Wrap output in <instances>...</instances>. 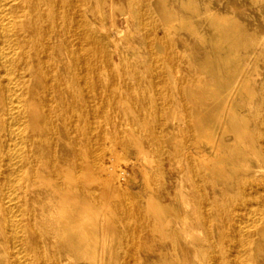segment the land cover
Listing matches in <instances>:
<instances>
[{
  "label": "bare ground",
  "instance_id": "6f19581e",
  "mask_svg": "<svg viewBox=\"0 0 264 264\" xmlns=\"http://www.w3.org/2000/svg\"><path fill=\"white\" fill-rule=\"evenodd\" d=\"M164 2L0 0V264H264V27Z\"/></svg>",
  "mask_w": 264,
  "mask_h": 264
},
{
  "label": "rangeland",
  "instance_id": "374dc122",
  "mask_svg": "<svg viewBox=\"0 0 264 264\" xmlns=\"http://www.w3.org/2000/svg\"><path fill=\"white\" fill-rule=\"evenodd\" d=\"M125 2V7L127 14H130V27H150L147 23L152 19L154 27H164L163 21L159 16L158 12L154 10L152 6L153 0L146 1L147 14L142 16L141 25H138L134 19V16L131 14V9L127 0H123ZM200 8L201 12H204L205 4H209L210 7L214 8L220 14L225 15L228 19H238L239 22L243 23L246 27H264V10L261 14H259L253 5H251L250 0H195ZM166 10L173 14H178L179 16H190V13L187 12L183 7H181V3H187V0H165ZM105 12V9H104ZM146 16V17H145ZM144 25V26H143ZM147 25V26H146ZM106 27H110L109 19H106ZM199 54L195 53L194 58L200 59ZM202 58V57H201ZM189 62V58L187 59ZM211 81L212 78L210 77ZM207 102L210 101V97H205Z\"/></svg>",
  "mask_w": 264,
  "mask_h": 264
}]
</instances>
